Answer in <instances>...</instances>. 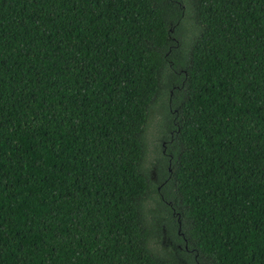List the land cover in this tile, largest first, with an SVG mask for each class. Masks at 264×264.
I'll return each instance as SVG.
<instances>
[{
	"label": "trees",
	"instance_id": "16d2710c",
	"mask_svg": "<svg viewBox=\"0 0 264 264\" xmlns=\"http://www.w3.org/2000/svg\"><path fill=\"white\" fill-rule=\"evenodd\" d=\"M0 264H264V0H0Z\"/></svg>",
	"mask_w": 264,
	"mask_h": 264
},
{
	"label": "rangeland",
	"instance_id": "374dc122",
	"mask_svg": "<svg viewBox=\"0 0 264 264\" xmlns=\"http://www.w3.org/2000/svg\"><path fill=\"white\" fill-rule=\"evenodd\" d=\"M154 120H156V118L154 119ZM156 126V125H155ZM154 129V128H153ZM162 243V242H161Z\"/></svg>",
	"mask_w": 264,
	"mask_h": 264
}]
</instances>
